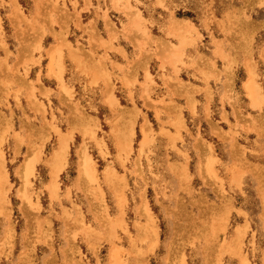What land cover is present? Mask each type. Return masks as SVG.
<instances>
[{
	"label": "rangeland",
	"instance_id": "374dc122",
	"mask_svg": "<svg viewBox=\"0 0 264 264\" xmlns=\"http://www.w3.org/2000/svg\"><path fill=\"white\" fill-rule=\"evenodd\" d=\"M0 159V264H264V0H0Z\"/></svg>",
	"mask_w": 264,
	"mask_h": 264
},
{
	"label": "bare ground",
	"instance_id": "6f19581e",
	"mask_svg": "<svg viewBox=\"0 0 264 264\" xmlns=\"http://www.w3.org/2000/svg\"><path fill=\"white\" fill-rule=\"evenodd\" d=\"M131 10V9H130ZM181 21H183V22H187V23H190V21L189 20H187V19H181ZM62 34V33H61ZM96 36V35H95ZM99 36V35H98ZM53 47V46H52ZM54 48V47H53ZM168 48V47H167ZM159 50V49H158ZM165 54V53H164ZM174 54V55H173ZM176 57L177 55L175 54V53H169V55H168V57ZM180 56V55H179ZM162 57V56H161ZM173 57V58H174ZM53 61V60H52ZM52 67V66H51ZM53 68V67H52ZM175 72V71H174ZM252 79V78H251ZM252 81V80H251ZM248 82V81H247ZM253 83V82H252ZM250 84V83H248L247 84V88H248V90L250 91V93L252 94V96L254 95V96H256L258 93H259V89H258V87H257V85H255V83L254 84ZM250 88V89H249ZM251 94H249V95H251ZM253 96V97H254ZM258 96V95H257ZM251 98V97H250ZM256 98V97H255ZM254 100V99H253ZM255 101H256V99H255ZM258 101V100H257ZM113 102V101H112ZM193 104V103H192ZM256 104V103H255ZM177 106V105H176ZM256 106V105H255ZM122 115V114H121ZM240 120V119H239ZM3 122V121H2ZM72 138V136H71V134L70 133H68V134H64V136L61 138V140H60V145H59V151L57 152V155L55 154V156L53 157V159H52V163L53 164H58L59 165V163L61 164L62 163V161L64 160V156H65V152H67V149H68V145H69V140ZM18 142V141H17ZM121 143V142H120ZM128 143V142H127ZM87 155V154H86ZM82 156V155H81ZM83 157V156H82ZM85 157V160H84V163H85V165H86V162H88V160H90L89 159V157L88 156H84ZM38 158V157H37ZM3 160V159H2ZM1 159H0V179L2 180H6L5 178H7V173H6V170H5V168L3 167V163L1 162L2 161ZM26 160V159H25ZM33 162V163H32ZM35 162L32 160V161H29L28 162V165H29V170H32V168H33V164H34ZM81 165V164H80ZM84 165V166H85ZM54 167H55V165H54ZM86 167V166H85ZM210 168V170H212V167L210 166L209 167ZM57 170H59V167H57ZM58 173V172H57ZM57 173L56 174H54V178H53V181L55 180V176L57 175ZM88 173V172H87ZM91 174V173H90ZM2 183V182H1ZM0 183V184H1ZM1 186V185H0ZM1 188V187H0ZM2 193H3V189H2ZM1 194V193H0ZM4 198V197H3ZM3 201V200H2ZM2 210V209H1ZM238 242V241H237ZM233 245V244H232ZM231 248V247H230ZM116 258V257H115ZM118 259V258H117ZM117 259H115V261L114 262H116L117 261ZM112 264V263H111ZM116 264H118L117 262H116ZM241 264H247V261H245V260H242V263Z\"/></svg>",
	"mask_w": 264,
	"mask_h": 264
}]
</instances>
